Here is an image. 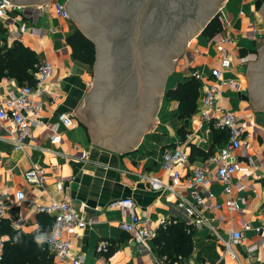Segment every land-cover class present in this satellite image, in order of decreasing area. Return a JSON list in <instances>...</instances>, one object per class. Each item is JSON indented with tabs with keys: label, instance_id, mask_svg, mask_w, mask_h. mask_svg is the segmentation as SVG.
<instances>
[{
	"label": "crops",
	"instance_id": "obj_1",
	"mask_svg": "<svg viewBox=\"0 0 264 264\" xmlns=\"http://www.w3.org/2000/svg\"><path fill=\"white\" fill-rule=\"evenodd\" d=\"M55 1L58 0H49L47 5L11 3L13 8L0 21V47H11L17 41L34 52L37 62L47 61L52 66L44 91L36 98L39 112L21 135L20 147L13 144L6 124L0 122V197L6 206L2 221L6 220L12 228L29 233L37 228L42 215L33 210V204H45L50 200L64 202L80 214L81 221L67 234L72 256L81 257L80 264H155L158 256L153 238L157 235V221L165 218L168 224H185L186 218L177 208L176 201L177 198L191 201L189 190L183 186L191 169L201 168L211 175L206 191L212 194L211 200L203 203L202 216L218 226V234L222 238H226L229 231H239L241 241L230 243L234 259L222 253L221 245L209 234L207 225H202L190 234L191 251L182 257V264H264V251L255 231L264 225V112L252 110L245 73L236 70L241 65L245 69L236 57L253 51L240 47L237 41L249 39L254 43L259 36V30L250 19L259 12L258 0H227L220 9L223 10L221 31L211 38L204 37L207 40L205 47L197 46L196 40L192 45L188 44L179 65L173 70L182 72L183 79L195 73L200 89L220 52L224 49L230 56L231 65L223 71L222 81L233 79L236 85L230 87L223 83L214 111L224 107L247 116L243 120L240 146L232 152L236 169L228 182V197L235 200L237 208L230 210L224 205L227 197L223 193L225 184L212 176L215 164L211 159L222 142L213 143L211 126L194 114L186 120L178 119L175 101H166L164 96L161 103L158 100L155 116L150 118V128L137 136L136 145L129 153L106 151L104 146L87 136V124L73 115L77 105L88 101L92 67L71 57L66 38L77 28L70 18L68 21L53 13L51 3ZM263 4L264 0H259V5ZM20 24H24V32L18 31ZM223 37H229L233 43L221 44ZM173 83L170 85L172 88ZM16 87L13 78L2 77L0 97L7 96ZM61 113L69 116L70 127L59 121ZM52 133L60 136L56 144L50 143ZM188 133L191 136L186 138ZM176 146L188 155V161L180 168V186L172 188V191L150 190L145 178L157 177L168 184V176L160 169V152L162 148ZM75 148L87 152L85 161L75 157ZM33 166H40L44 171L43 182L39 186L23 178L25 171ZM17 190L24 195V200L19 203L14 202ZM200 191L206 192L204 189ZM125 196L133 199L140 224L155 231L156 235L148 243L149 250L135 244L118 227L128 218L110 202ZM214 204L219 208L213 207ZM219 215L222 216L221 222L215 220ZM243 224L248 228L243 229ZM100 241L107 245L109 241L116 246L110 256L105 257L96 250ZM252 245L257 249L248 254L246 249ZM51 264L72 262L52 256Z\"/></svg>",
	"mask_w": 264,
	"mask_h": 264
},
{
	"label": "water",
	"instance_id": "obj_2",
	"mask_svg": "<svg viewBox=\"0 0 264 264\" xmlns=\"http://www.w3.org/2000/svg\"><path fill=\"white\" fill-rule=\"evenodd\" d=\"M25 1V2H24ZM49 0H4L16 5ZM224 0H65L79 34L94 46L87 103L74 111L87 136L106 151L127 152L150 128L166 73L186 38L200 33ZM264 20V12H259ZM246 64L252 110L264 112V43Z\"/></svg>",
	"mask_w": 264,
	"mask_h": 264
},
{
	"label": "built area",
	"instance_id": "obj_3",
	"mask_svg": "<svg viewBox=\"0 0 264 264\" xmlns=\"http://www.w3.org/2000/svg\"><path fill=\"white\" fill-rule=\"evenodd\" d=\"M13 8L11 3L0 0V21L6 16L9 9ZM53 13L62 18L69 19L68 12L65 11L64 4L55 1L51 3ZM12 21H10L9 24ZM26 30L24 24L18 27L19 32ZM221 44H232L233 40L229 37L220 39ZM253 54L237 56L238 63L245 64V62L252 57ZM231 65V59L227 51L224 49L220 52L216 64L210 68L208 78L202 85H200L199 96L197 98L196 107L193 112L200 121L209 123L211 128L224 131L227 134L226 140L222 142L217 154L212 157V162L215 164L213 178L214 180L225 184L223 193L227 196L224 200V205L227 210L237 208L235 200L228 197L230 187L228 182L230 177L235 172V162L233 160L232 152L240 146L241 135L243 134V120L245 115H239L222 107L218 112L215 110V103L217 101L221 86L226 82L230 87H235V80L227 79L222 81V73ZM35 71L33 73L32 85L17 86L13 91L9 92L7 96L0 97V122L6 124V131L8 137L14 145L20 147L21 135L32 124L33 119L37 117L39 112V104L36 98L44 91L45 80L51 74L52 66L47 61L37 62L34 65ZM197 80L198 76L193 73ZM59 121L65 127L71 126V120L68 115L61 113L58 116ZM191 136L190 133L186 134V138ZM60 141V136L52 133L50 136V143L56 144ZM75 150V157L79 161L87 159V152L83 150ZM188 161V155L181 147H165L160 152V169L164 175L169 178L168 184L162 183L157 177L145 178L148 188L152 191L178 187L180 180V168ZM211 175L201 168L191 169L188 175V181L184 184V188L189 190L191 201L187 202L183 199L176 201V206L179 208L186 218L184 224V231L186 234H192L198 230L202 225H207L209 234L221 245L222 253L231 256L235 259V255L230 248V243H240L241 234L239 231H229L226 238H222L218 234V226L208 222L201 214L203 203L205 200H211L212 194L206 191L207 185L211 181ZM44 171L40 166H33L23 174L25 181L33 183L37 186L43 182ZM200 189H204L203 193ZM19 194V195H18ZM24 200L22 191L14 192V202L19 203ZM112 207L117 208L120 212L127 216L126 221L119 223L118 227L121 231L125 232L129 239L135 244L149 250L148 243L155 236V231L146 228L140 224V217L135 211L133 199L130 196L120 197L110 202ZM213 207L219 208L218 204ZM33 210L36 213H42L50 216L53 219V227L42 234L44 237V244L52 256L58 259H70L72 264H80L81 257L74 258L71 253V244L68 232L77 225L80 220V214L74 211L70 206L64 202H57L50 200L48 203L33 204ZM6 214V206L0 197V223ZM217 222L222 221V216L219 215L215 219ZM169 223L168 219L161 218L157 221L158 228L164 229ZM243 229L248 228L247 224L242 225ZM256 234L261 242V249L264 251V225L255 228ZM3 238L0 236V247L2 246ZM107 243L100 241L97 246V251H104ZM256 245L248 247L247 253L256 250ZM155 264H182V257L177 256L175 260L170 262L165 256L155 257Z\"/></svg>",
	"mask_w": 264,
	"mask_h": 264
},
{
	"label": "trees",
	"instance_id": "obj_4",
	"mask_svg": "<svg viewBox=\"0 0 264 264\" xmlns=\"http://www.w3.org/2000/svg\"><path fill=\"white\" fill-rule=\"evenodd\" d=\"M222 23L215 15L202 29L201 35L211 38L221 31ZM70 48L71 57L83 64L92 67L94 60V46L91 41L79 34L76 29L66 38ZM37 59L32 50L19 42H14L11 47H0V79L2 77L13 78L17 86L32 85L34 65ZM199 92V81L194 76H188L177 82L173 88L164 91L166 101L176 102L177 118L186 120L191 116L196 107ZM211 129L213 143H221L226 140L224 131ZM42 214V213H40ZM42 214L38 220V226L29 233H23L14 229L9 222L3 220L0 226V235L6 238L2 240L0 264H51L52 255L44 244L38 246L34 238L46 233L53 227V219ZM157 235L153 238L155 252L158 257L165 256L170 262L179 255L187 256L191 251L190 234H186L183 224H168L164 229L158 228ZM116 246L108 241L104 251L105 257L110 256Z\"/></svg>",
	"mask_w": 264,
	"mask_h": 264
},
{
	"label": "rangeland",
	"instance_id": "obj_5",
	"mask_svg": "<svg viewBox=\"0 0 264 264\" xmlns=\"http://www.w3.org/2000/svg\"><path fill=\"white\" fill-rule=\"evenodd\" d=\"M59 2L63 3V0H58ZM227 0H224L222 1L220 4H217V6L215 7V11H216V14L215 15H218V18L220 19V16L222 17V11H220L221 7L224 5V3L226 2ZM257 7L259 9V12H264V4L263 6L262 5H259V0L257 2ZM244 10H246V8H244ZM259 12H255L256 14L250 16L253 21H254V26L256 29L259 30V32H257V34H259V36L257 37L256 41L253 43L251 42L249 39L246 40V39H241L239 41H237V44L242 47V48H245V49H250V50H255V48H258V47H261L264 43V20L259 16ZM248 13V12H247ZM214 15V16H215ZM70 18V16H69ZM69 21V19H67ZM221 21V19H220ZM71 23L78 29V25L77 23H75L73 20H71ZM201 33V32H200ZM198 32H195V33H192L191 35H189L185 41V45L181 48V53L179 55H177L176 57H174V61L172 63V69H170L166 75V79H164V85H163V92H164V89L166 90L167 88H172L170 87L171 83L174 82L173 84L175 85V82L177 81H180V80H183L182 76V72H176L173 70L175 69L176 66L179 65V62H180V59H181V55L182 53L184 52V49L188 48L187 45L188 44H191L193 43V41H197L196 44L197 46H200V47H205L207 44V40ZM201 35V36H200ZM199 36V37H198ZM190 45V46H191ZM209 53L211 54L212 53V50L209 49ZM236 70L240 73H244V68L243 66H238L236 68ZM91 76L93 78V71L91 73ZM173 85V86H174ZM246 86H247V83H246ZM163 95H160L159 96V100H160V103L162 102V97ZM248 97L250 98V96L248 95ZM250 102H251V99H250Z\"/></svg>",
	"mask_w": 264,
	"mask_h": 264
},
{
	"label": "flooded vegetation",
	"instance_id": "obj_6",
	"mask_svg": "<svg viewBox=\"0 0 264 264\" xmlns=\"http://www.w3.org/2000/svg\"><path fill=\"white\" fill-rule=\"evenodd\" d=\"M251 54H253L252 57H250L244 64L245 68H246V64H254L256 62H258L260 60V55H259V47L255 48V50H253L251 52ZM174 61V60H173ZM244 73H245V69H244Z\"/></svg>",
	"mask_w": 264,
	"mask_h": 264
},
{
	"label": "clouds",
	"instance_id": "obj_7",
	"mask_svg": "<svg viewBox=\"0 0 264 264\" xmlns=\"http://www.w3.org/2000/svg\"><path fill=\"white\" fill-rule=\"evenodd\" d=\"M19 195V194H18ZM35 243L40 246L42 244V242L44 241V237L43 236H37L34 238Z\"/></svg>",
	"mask_w": 264,
	"mask_h": 264
}]
</instances>
